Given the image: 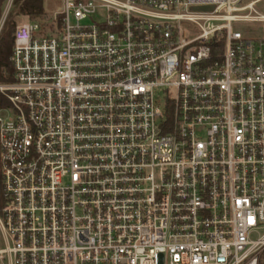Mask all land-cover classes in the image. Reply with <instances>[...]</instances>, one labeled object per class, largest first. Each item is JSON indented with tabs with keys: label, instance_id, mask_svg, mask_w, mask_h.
<instances>
[{
	"label": "built area",
	"instance_id": "obj_1",
	"mask_svg": "<svg viewBox=\"0 0 264 264\" xmlns=\"http://www.w3.org/2000/svg\"><path fill=\"white\" fill-rule=\"evenodd\" d=\"M259 1L61 0L17 25L0 264H264Z\"/></svg>",
	"mask_w": 264,
	"mask_h": 264
},
{
	"label": "trees",
	"instance_id": "obj_2",
	"mask_svg": "<svg viewBox=\"0 0 264 264\" xmlns=\"http://www.w3.org/2000/svg\"><path fill=\"white\" fill-rule=\"evenodd\" d=\"M4 2L5 0H0V13ZM43 4L44 0H13L12 9L9 10L0 32V83H11L15 80L11 62H9L13 49L14 25L11 22L13 17L16 14L29 17L42 16L45 14ZM8 104L6 95L0 93V108Z\"/></svg>",
	"mask_w": 264,
	"mask_h": 264
},
{
	"label": "rangeland",
	"instance_id": "obj_3",
	"mask_svg": "<svg viewBox=\"0 0 264 264\" xmlns=\"http://www.w3.org/2000/svg\"><path fill=\"white\" fill-rule=\"evenodd\" d=\"M245 2H248V1H251V0H244ZM9 4V0H5V2L3 3L2 5V8H1V16H0V32H1V27H2V24L4 23L5 19L7 18L8 16V12L9 10L12 9V4ZM61 0H44V4H43V7H44V15L42 16H38V18H40L42 21H47V22H51L53 20V17L55 15V13H57L60 8H61ZM258 10H261L263 13H264V0H260L257 4H256ZM33 18L35 17H29V16H26V15H15L12 19V23L14 25V32H15V28L17 27V25L21 24L22 22H25V21H29V20H32ZM13 32V34H14ZM12 114V112H11ZM2 116H7V112L3 111V113H1ZM4 247V244H3V240H1V236H0V248H3Z\"/></svg>",
	"mask_w": 264,
	"mask_h": 264
}]
</instances>
